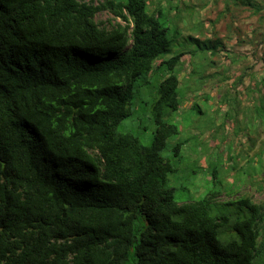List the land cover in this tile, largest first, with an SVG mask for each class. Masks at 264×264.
Segmentation results:
<instances>
[{
    "label": "trees",
    "instance_id": "1",
    "mask_svg": "<svg viewBox=\"0 0 264 264\" xmlns=\"http://www.w3.org/2000/svg\"><path fill=\"white\" fill-rule=\"evenodd\" d=\"M175 37L147 0H0V264H264L263 203L225 190L177 199L188 141L163 152L181 131L183 55L159 62ZM155 66L170 74L146 145L120 127ZM251 78L264 132V77ZM208 170L215 182L220 168Z\"/></svg>",
    "mask_w": 264,
    "mask_h": 264
},
{
    "label": "rangeland",
    "instance_id": "2",
    "mask_svg": "<svg viewBox=\"0 0 264 264\" xmlns=\"http://www.w3.org/2000/svg\"><path fill=\"white\" fill-rule=\"evenodd\" d=\"M147 1L148 10H159L162 23L176 36L172 52L159 62L183 55L174 71L181 77L183 104L173 120L181 131L163 152L172 158L174 144L188 141L181 159L173 160L181 179L172 186L185 187L183 192L178 190L177 199L197 201L212 190H225L230 197L245 191L264 204V172H260L264 158L253 155L263 144V125L254 112H249L254 103L251 73L258 81L264 77V11L252 15L238 0ZM110 18L105 13L98 19L106 22ZM169 74L155 66L137 80L133 115L123 122L121 132L135 135L143 144L151 143L155 124L149 110ZM254 141V151H250ZM210 166L211 170H221L215 182Z\"/></svg>",
    "mask_w": 264,
    "mask_h": 264
}]
</instances>
